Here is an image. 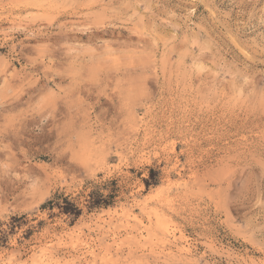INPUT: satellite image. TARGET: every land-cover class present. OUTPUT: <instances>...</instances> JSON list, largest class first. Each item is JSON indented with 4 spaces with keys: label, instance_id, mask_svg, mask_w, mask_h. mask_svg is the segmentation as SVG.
<instances>
[{
    "label": "rangeland",
    "instance_id": "1",
    "mask_svg": "<svg viewBox=\"0 0 264 264\" xmlns=\"http://www.w3.org/2000/svg\"><path fill=\"white\" fill-rule=\"evenodd\" d=\"M0 264H264V0H0Z\"/></svg>",
    "mask_w": 264,
    "mask_h": 264
},
{
    "label": "trees",
    "instance_id": "2",
    "mask_svg": "<svg viewBox=\"0 0 264 264\" xmlns=\"http://www.w3.org/2000/svg\"><path fill=\"white\" fill-rule=\"evenodd\" d=\"M102 195H97V194H94L93 192L89 195V204L91 206H98V205H102V204H107L106 201H104V199L101 197ZM63 202L64 204H60V203H56V205L58 206V208L68 214V215H71L72 217H77L80 213V209L75 205L73 204L72 202H70L66 197L63 198ZM47 205L48 206H53L54 203L53 201L49 200L47 202Z\"/></svg>",
    "mask_w": 264,
    "mask_h": 264
},
{
    "label": "bare ground",
    "instance_id": "3",
    "mask_svg": "<svg viewBox=\"0 0 264 264\" xmlns=\"http://www.w3.org/2000/svg\"><path fill=\"white\" fill-rule=\"evenodd\" d=\"M172 233V232H171ZM169 235H171V234H169Z\"/></svg>",
    "mask_w": 264,
    "mask_h": 264
}]
</instances>
